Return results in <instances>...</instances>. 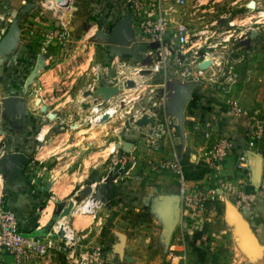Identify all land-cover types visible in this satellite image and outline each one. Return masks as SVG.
Segmentation results:
<instances>
[{
    "label": "rangeland",
    "instance_id": "374dc122",
    "mask_svg": "<svg viewBox=\"0 0 264 264\" xmlns=\"http://www.w3.org/2000/svg\"><path fill=\"white\" fill-rule=\"evenodd\" d=\"M58 2L0 0V184L12 187L20 171L26 187L43 199L40 209L36 205L37 217H49L36 233L20 224L27 233L52 243L45 255L34 259L0 251V264H129L126 255L132 253L126 252V243L135 235H152L148 243L134 242L136 249L151 251L139 258L147 263L160 253L158 264H170L169 253L181 251L172 246L170 231L176 228L182 243L188 242L182 226L187 214L201 222L212 217V233L218 234L214 239V234L206 233L196 242L201 264H264L262 247L248 236L244 242L233 236L230 224L241 223L238 215L244 218L233 197L187 213L182 198L180 209L176 196L151 200V207L144 208L135 204L137 195L126 193L125 200L118 190L130 169L141 173L139 163L154 150L149 134L157 124L140 126L132 118L155 115L174 125V120L184 118L185 80L212 77L226 89L225 83L230 87L240 77L244 82L251 77L258 57L257 32L264 34V0L167 3L170 38L162 48L167 65L160 71H153L160 56L142 33L143 16L130 11L126 0H71L63 7ZM181 23L190 31V41L182 49L175 35ZM210 52L218 59L211 72L200 66ZM111 107L116 112L107 115ZM163 143L165 150L173 149L167 132ZM15 153H22L21 158L15 159ZM126 156L134 158L124 162ZM185 167L193 180L202 179L207 170L205 161L197 168L190 163ZM155 171L163 174L161 183L179 190L171 170L157 162L151 172ZM157 179L148 173L136 186L145 188ZM76 180L81 182L71 189ZM98 191L94 212L73 213ZM64 193V199L58 197ZM163 199L170 207L160 203ZM100 213L105 220L91 242L74 223L83 217L98 219ZM63 216L73 228L69 244L57 234ZM160 217L167 225L155 222ZM227 219L232 221L229 226ZM251 245L256 253L243 249Z\"/></svg>",
    "mask_w": 264,
    "mask_h": 264
},
{
    "label": "crops",
    "instance_id": "0c3cea01",
    "mask_svg": "<svg viewBox=\"0 0 264 264\" xmlns=\"http://www.w3.org/2000/svg\"><path fill=\"white\" fill-rule=\"evenodd\" d=\"M116 7L118 6L116 5ZM256 37L259 39L257 41V51H255L258 57L254 60L256 65L251 71V77L246 79V82L242 81L240 77L236 82L231 83L230 87L225 83V86L229 87L225 89L221 88V85L215 83L212 77H208L204 80L200 78L185 80L188 94L187 105L182 110L184 113L183 120L181 122L178 121V123L174 120L173 132L170 135L173 149L168 151L166 148L165 150L164 144L162 151L152 150L151 154L143 157L142 162L139 163L140 168L138 170H141V173L135 174V169H130L128 176L126 175L122 183L119 184L118 190L122 191L124 199L127 198L126 193L129 195H137L138 199L135 204L144 208L151 207V200L156 201L163 197L176 196L178 199L174 202H176L177 207L180 209V205L178 204L181 202L180 188L177 190L174 189L173 186L169 187L167 184L161 183L163 174L156 171L152 173L151 170H154V166L161 158L169 156L173 151H176L181 158H183L186 165L190 163L196 168L198 165H203L204 146L206 144L204 132L210 127L219 129L221 132L234 137L238 144L243 147L245 154L249 157L243 170H237L234 167L237 160L236 157H230L226 163V169L223 172L233 175L238 182L243 181L247 186V190L251 193L252 198L250 204L242 207V214L245 219L238 215L241 221L240 224L237 222L232 223L230 219H227L228 221L224 223L228 226L232 223L230 225H232L231 229H233V236L239 238L240 241H247V238L250 237L256 247L258 244L264 249V34L262 31H258ZM6 41H9V39L7 38ZM213 54L214 52H210V55L209 53L206 54V59L212 60V64L209 66V72L214 70L215 65L218 63V59ZM205 73H207V71ZM227 82H231V77L227 79ZM229 94H231L242 106L243 113L239 114L228 109L227 97H229ZM10 108L12 110L14 107ZM17 171L18 173H15L16 177L12 180V187H4V184H0V194L4 195L10 207L16 209L18 219L22 225L34 229L36 233V231L43 230L49 217H37L36 205H38V209H40L43 199L33 188L26 187V182L21 178L20 171L18 169ZM205 172L203 175H205ZM148 173L159 178L157 182L160 183L156 182V184L146 185L145 188L137 187L136 184L138 180L142 181L146 178ZM175 178L177 180L176 176ZM191 180L193 179L191 178ZM78 182L81 181L76 180L74 183H71V189L76 187ZM156 191L159 192V195L154 198L151 197V193H155ZM66 195L67 193L59 194L58 197L64 199ZM159 201L164 207H170L167 199ZM103 209H105V207ZM46 214L49 215L47 212ZM187 215L188 216L185 218L183 217L184 221H182V226L184 227L183 229L186 230L188 242L183 240L184 243H182L179 237L180 235L175 233L176 228L170 231L171 235L169 236V240L172 242V246L176 247L177 250L186 251L187 260L190 264H201V261L195 255V251L197 250L196 242L205 239L203 235L206 233L214 234L212 233L214 221H212V217H207L201 222L202 220H196L191 214ZM87 218L83 217V219H76L74 224L77 230L79 229L82 231L81 236L87 235L89 240L93 242L98 233L101 232L100 228L103 226L101 223H103L102 220H105V216L100 213L98 219L92 216L89 219ZM222 220L224 221V218ZM177 221L176 219V222ZM218 221L220 222V220ZM155 222L167 225L166 219L162 220L161 217L159 221L155 220ZM95 223H97L96 227L94 226ZM197 226H199L200 229H197ZM174 233L177 234V237H174ZM215 235L218 234L215 233L213 235L214 239L218 238ZM151 238L152 235L140 237L135 235L128 237L126 252L130 251V254L132 253V255H126V258L130 261L129 264H158V259L161 257L159 252L160 255L158 254V256L152 257V260L148 258L146 263L144 259L139 258V255H148L144 252L151 251L145 248L136 249L134 246L135 241L143 240L148 243ZM166 239H168V237H166ZM211 244L212 242H210V245ZM251 246L244 247L243 249L249 253H256L254 246ZM129 248H133V250H129ZM210 248L212 249V246H210ZM211 253L212 251L209 252V255ZM193 255L196 257V262L189 260V257Z\"/></svg>",
    "mask_w": 264,
    "mask_h": 264
},
{
    "label": "built area",
    "instance_id": "2783aa9c",
    "mask_svg": "<svg viewBox=\"0 0 264 264\" xmlns=\"http://www.w3.org/2000/svg\"><path fill=\"white\" fill-rule=\"evenodd\" d=\"M130 11L143 16L141 18V29L143 35L151 43L157 46L160 60L153 67V71H160L167 65L166 57L162 48L167 45L170 38V24L168 15L170 14L167 3L178 6L185 5L188 0H126ZM146 5H149L146 8ZM176 41L182 49L190 41V31L187 25L181 23L176 26ZM183 51V50H181ZM201 70V69H200ZM186 71L191 72L190 67ZM202 70L200 71V73ZM227 107L230 111L243 113L242 106L233 96L227 97ZM157 126L149 134L150 141L154 151H162L165 133L169 135L173 132V125L167 120L159 121L156 117ZM171 125V127H170ZM206 144L204 146L203 159L207 170L202 179L191 180L186 174V165L181 156L173 151L169 156L163 157L158 162V167L171 170L180 182V194L183 208L187 211H197L205 209L209 202H225L226 199L233 197L239 207L248 205L252 202L251 193L243 181H237L233 175L225 174L226 163L232 156L236 157L234 167L237 170H243L249 157L245 154L237 140L213 127L204 132ZM133 156L123 157V161H131ZM232 176V177H231ZM91 195L87 202L92 200ZM96 205V204H95ZM94 205V206H95ZM88 212H94L95 208ZM74 210V208L72 209ZM66 223V222H65ZM65 223H59L57 234L62 237L66 243L72 241V234ZM51 241L27 233L24 231L16 209L10 207L4 195L0 194V251H8L21 257L37 258L48 252ZM168 261L170 264H189L186 251H171Z\"/></svg>",
    "mask_w": 264,
    "mask_h": 264
},
{
    "label": "bare ground",
    "instance_id": "6f19581e",
    "mask_svg": "<svg viewBox=\"0 0 264 264\" xmlns=\"http://www.w3.org/2000/svg\"><path fill=\"white\" fill-rule=\"evenodd\" d=\"M58 4L61 6L62 5V7L63 6H66V5H68V6H70L71 5V0H65V1H60V2H58ZM142 71H144L143 69H142ZM143 74L145 73L146 74V72H142ZM142 75V74H141ZM135 86V85H134ZM116 112V109H115V107H111L109 110H108V113H107V115L108 114H112V113H115ZM106 115V116H107ZM63 137V136H62ZM93 194V193H92ZM99 198H100V194H98V195H96V193L95 194H93V197H92V200L90 201V202H85V203H83V204H81V205H79L78 206V208H75V210H73V213H76L77 211H81V212H88L90 209H92L93 208V206L96 204V202H98L99 201ZM64 218H66V216H63V218L61 219L62 221L61 222H59V223H65V219ZM64 220V221H63ZM66 224V223H65ZM245 225H246V223H245ZM68 227H70V226H68ZM246 227H247V225H246ZM72 231H73V228L72 227H70V229H69V232L72 234Z\"/></svg>",
    "mask_w": 264,
    "mask_h": 264
},
{
    "label": "water",
    "instance_id": "95a60500",
    "mask_svg": "<svg viewBox=\"0 0 264 264\" xmlns=\"http://www.w3.org/2000/svg\"><path fill=\"white\" fill-rule=\"evenodd\" d=\"M60 1H65V0H60ZM153 45L155 46L156 44L153 43ZM212 64V60L211 59H204L201 63L200 66L202 68H208L210 65ZM132 121H134L137 125L140 126H144L150 123H154L156 121V116L155 115H143L142 117L139 118H132ZM22 153H15V155L13 156L15 159H19L21 158ZM100 194V192H96V195ZM101 196V195H100ZM71 210V205H69L67 212H69Z\"/></svg>",
    "mask_w": 264,
    "mask_h": 264
},
{
    "label": "trees",
    "instance_id": "16d2710c",
    "mask_svg": "<svg viewBox=\"0 0 264 264\" xmlns=\"http://www.w3.org/2000/svg\"><path fill=\"white\" fill-rule=\"evenodd\" d=\"M200 234V233H199ZM198 236V235H197ZM189 260H193V261H195L196 262V257L193 255V256H190L189 257Z\"/></svg>",
    "mask_w": 264,
    "mask_h": 264
}]
</instances>
